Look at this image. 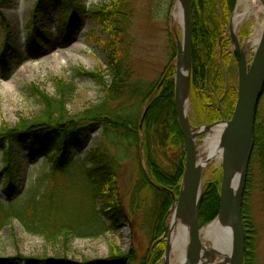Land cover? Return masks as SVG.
<instances>
[{"label":"rangeland","instance_id":"rangeland-1","mask_svg":"<svg viewBox=\"0 0 264 264\" xmlns=\"http://www.w3.org/2000/svg\"><path fill=\"white\" fill-rule=\"evenodd\" d=\"M64 1L90 8L106 5L113 0ZM176 1L127 2L133 13L127 28L131 41L129 59L133 70L132 82L136 85L140 97L131 102L129 113H132L134 108L139 109L148 93L159 90L167 69L171 67L176 70L177 45L184 41L183 28L173 19ZM238 1L221 32L216 60L208 64L207 83L212 84V70H217L224 88H221L222 99H226L227 94L233 97L235 93L238 96V63L231 35L232 17ZM38 2L39 0H7L2 3L0 0V130L4 127L15 128L21 121L32 120L41 114L45 107L44 100L52 104L62 100V92L71 82L74 83V88L64 98L65 110L69 118L77 119V116L102 102L105 91L103 83L109 82V58L96 42L97 33L94 35L95 32H100V29L85 16L76 25L75 31L63 39L60 29L63 14L60 6L48 0L44 5L45 12L41 9L36 12ZM263 22L264 15H252L237 28L235 38L249 64H252L258 47L249 53L245 52L244 47L254 30ZM45 40L48 41L47 44L44 43ZM2 57L6 58L5 61ZM192 68L193 64L189 88L191 128L199 129L229 122L234 112L229 115L220 102L217 107L209 105V99H220V96L207 94V98H203L207 99V111L201 112L204 103L201 100L202 95L197 94L195 104L191 92ZM100 75L104 80L98 77ZM172 80H175V75ZM133 95L131 93L130 97ZM174 101L175 97V104ZM148 102L150 99L140 109V123H143L141 129L145 123V119L143 122L142 119ZM116 106L118 107H113ZM212 109L219 111L220 121L204 124L202 117ZM120 113L119 111L118 114ZM123 114L127 115V112ZM213 116L215 113L206 115L208 118ZM256 132L264 138V95L257 110L255 139ZM158 137L156 134L148 142L150 155L170 172L181 160L186 168L185 141L183 147L164 149L160 147ZM204 138L205 135H201L197 140L201 142ZM141 140L144 141L145 138L142 136ZM102 143L101 131L92 129L89 143L81 153L75 152L74 155L81 154L84 160L91 151L99 149ZM140 148V154L138 148L131 149L129 158L122 161L118 168V187L125 219H118L111 231L100 233L101 229H95L98 235L94 237H80L76 234L77 232L81 236L84 235L86 225L92 223L90 218L94 215V209H100V202L92 201L91 189L81 164L75 163L64 170V173L53 174L50 158L55 152L44 157L36 147L38 161L33 163L30 161L27 145L13 149V183L18 188V197L21 199L20 205L9 210L15 218L14 222L4 229L0 228V264H46L48 260L62 258L85 264L107 260L116 254L130 255L132 259L127 264H166L171 210L180 197L182 183L173 204L165 212L162 207L166 204V199L162 193L165 194L166 191L162 188L142 189L140 186V164L146 166L148 153L145 152L144 144ZM105 149L108 155L115 152ZM126 153L124 151L120 155L124 156ZM263 168L264 151L256 148L254 142L242 207V223L248 246L246 253L251 255V264H264ZM4 169V152L0 151V174ZM9 178L6 173L0 178V200L5 203L9 202L5 196ZM222 178L223 161L210 163L203 176L202 196L215 185L220 187L221 194ZM21 220L27 224V229L21 224ZM212 222L201 225L199 217V230ZM40 223L49 225L47 235L35 234L42 225H39Z\"/></svg>","mask_w":264,"mask_h":264},{"label":"trees","instance_id":"trees-1","mask_svg":"<svg viewBox=\"0 0 264 264\" xmlns=\"http://www.w3.org/2000/svg\"><path fill=\"white\" fill-rule=\"evenodd\" d=\"M5 1L7 0H2V3ZM47 1L39 0L36 12L40 9L45 12L44 5ZM50 1L58 4L62 10L63 24L60 29L63 39H66L69 34L75 31L76 25L85 16H88L95 24L94 26L100 29V32H95L94 35L97 33V36H95L96 42L109 58V82L106 84L103 81L105 91L102 102L77 116V119L69 118L65 110L64 98L74 88V83L71 82L62 92V100L54 101L53 104L48 100H44L43 105L45 107L41 114L32 118V120L21 121L15 128L4 127L0 130V151L4 152L5 164L3 173L9 174L10 177L5 188V196L9 202L5 203L0 200V228L4 229L11 222H14L13 219L15 218L9 210L20 205L19 199H21V197H18L19 190L13 183L15 166L11 151L16 147L27 145L29 158L33 163L38 161L36 147L40 149L44 157H48L55 152L53 157L50 158L53 164L51 171L53 174L64 173L75 163L81 164L84 177L91 189L92 201L94 203L100 202V209H94V215L90 218L92 223L86 225L87 229H85L84 235L81 236L77 232L76 234L80 237H94L97 234L95 229H101L100 233L108 232L112 230L118 219H125L118 187V168L122 161L129 158L130 150L138 148L140 154V147L144 144L145 152H148L150 147L148 142L156 134L159 135L160 147L164 149L183 147L184 145L183 132L178 123L175 104L173 103L174 81L172 78L175 75V68L170 67L167 69L159 90L148 93L141 102L139 109L134 108V111L129 113L131 102L140 98L138 89L132 82L133 70L129 59L131 41L127 34V28L133 15L129 6H127L129 0H113L106 5L90 8L71 3V1ZM236 3L237 0H192L193 68L191 92L195 104L197 103V94L202 95L201 100L204 103L201 112L209 110L205 105L207 99H203L207 94H216L217 97L220 96V99H222L223 92L221 88H224L217 70L214 69L212 74L210 73L213 85L207 83L208 64L216 60L221 32ZM105 35H107L106 39L104 38ZM46 40L44 41L45 44L48 42ZM5 59V57H2L3 61ZM98 77L104 80L103 76ZM131 93L134 94L132 98L130 97ZM231 97L232 95L228 96L227 94L226 99H209V105L216 106L220 102L224 110L232 115L237 96L234 93V96ZM147 98L150 99V102H148L145 109V123L141 129L140 109L147 103ZM115 105H118V107H113ZM119 111L120 114H118ZM125 112H127V115L123 114ZM213 113H215V116L206 117L207 114L213 115ZM207 114L202 117L204 124L220 121L219 117L221 115L218 110L212 109ZM92 129L101 131L103 143L99 149L91 151L83 160L81 154L76 156L74 154L75 152L81 153L84 150L90 141V130ZM142 136L145 138L144 141L141 140ZM255 147H259L264 151V138L258 132H256ZM105 148L114 150V154L108 155ZM124 151L127 153L124 156L120 155ZM146 154V166L140 164V186L142 189L150 187L155 190L162 188L166 191L165 194L162 193V196L166 199V204L162 209L166 212L173 204L175 196H177L176 192L182 183L185 168L181 160L170 172L163 164L158 163L150 155V152ZM138 159L140 158L138 157ZM3 173L0 174V178ZM219 212L220 187L215 185L210 187L203 197L199 214L201 225L212 222L217 218ZM21 224L27 229L24 220H21ZM48 226V224H42L35 234L43 233L47 235ZM246 247L248 248V246ZM131 259L130 255L116 254L107 260H97L85 264H127ZM250 260H252L250 253H246L244 264H251ZM46 264L77 263L62 258L48 260Z\"/></svg>","mask_w":264,"mask_h":264},{"label":"water","instance_id":"water-1","mask_svg":"<svg viewBox=\"0 0 264 264\" xmlns=\"http://www.w3.org/2000/svg\"><path fill=\"white\" fill-rule=\"evenodd\" d=\"M178 1V0H177ZM187 9L185 13L184 41L177 45V62H180L182 53H185L192 60L193 48V17L192 0H186ZM232 35L235 43V54L238 62V96L235 111L232 119L226 122L228 125L224 142L227 146V152L223 161V178L220 194V212L219 217H223L226 210L229 209V219L233 231V245L230 253L220 255L221 261L215 264H244L246 253V233L242 223V207L246 182L248 177L249 164L255 142V125L257 110L264 95V30L258 45L254 60L251 65L248 64L247 57L242 52L235 35ZM180 67L177 65L174 80V97L178 122L181 126L184 141L186 145V168L182 182L180 197H186L192 192L193 182V163L195 150L191 142V125L183 106L180 102ZM146 116L143 115L142 122ZM143 124V123H141ZM222 123H216L210 126H204L207 130ZM204 132L195 135H203ZM246 150V155L242 168L240 170L239 182L235 190V161ZM203 200L201 196L191 219L189 230V250L193 256L197 248V239L199 234V213ZM217 218V219H218ZM170 255V247L167 246L166 261ZM223 256V257H222ZM200 259H191V264H200Z\"/></svg>","mask_w":264,"mask_h":264},{"label":"bare ground","instance_id":"bare-ground-1","mask_svg":"<svg viewBox=\"0 0 264 264\" xmlns=\"http://www.w3.org/2000/svg\"><path fill=\"white\" fill-rule=\"evenodd\" d=\"M186 9V0L176 1L173 9V19L178 22L183 31ZM260 14L264 15V0H239L235 14L232 17L231 34L236 35L237 28L249 16L254 15L258 17ZM263 30L264 22L254 30V34L246 42L244 47L246 53L258 47ZM177 65L180 67V102L189 118L191 61L185 53H182L181 60L177 62ZM227 128V123L219 124L209 130L205 128H191V142L195 150L192 192L186 197H179L171 210V224L168 228L167 236L170 257H168L166 264H191V259H200V264H215L221 261L218 253L228 254L231 251L233 231L229 219V209L226 210L223 217H219L199 231L197 248L193 256L189 250L190 224L193 212L202 196L203 176L210 163L224 161L227 152V146L224 142ZM201 132H204L205 138L203 141L198 142L195 135ZM245 155L246 150L235 161V192Z\"/></svg>","mask_w":264,"mask_h":264}]
</instances>
